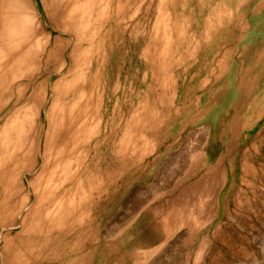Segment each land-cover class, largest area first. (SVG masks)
<instances>
[{
    "label": "rangeland",
    "instance_id": "374dc122",
    "mask_svg": "<svg viewBox=\"0 0 264 264\" xmlns=\"http://www.w3.org/2000/svg\"><path fill=\"white\" fill-rule=\"evenodd\" d=\"M90 1L81 0L86 9L82 8V11L90 23L98 18L95 21H99L93 23V26L105 35L103 44L106 48L101 45L102 54L98 52L95 55H100L97 56L100 57V62L104 59V64L99 69L98 89L90 94L87 88L91 84L88 82L89 85L81 86L82 89L78 91L85 95L86 100L92 101L89 103V112L87 110L89 119L86 118L91 136L89 140L83 135V139L88 142L84 141L85 144L83 142L84 145L78 147L81 151L77 149L75 154L79 152L82 159L87 155L83 168L86 167L85 171L88 172H82L88 177H84L90 178L95 171L92 180H89L93 185H90H100L105 190L107 179L101 180L95 175H100L101 178L108 175V170H104L105 164L112 156L109 148L114 146V163L118 168L115 167L117 174L114 177V189L111 198L107 200H104L106 198L102 190L103 203L95 205L92 200L76 203L80 204L81 213L73 216V221V217L64 221L59 226L60 229L42 227L35 234L18 237L20 219L28 208L21 209L19 205L14 208L7 204L9 191L3 176L12 168L15 157L30 146V136L35 139V147L31 146L30 154L31 157L35 154L37 160L34 175L39 173L43 137L48 129L45 114L53 98L52 85L63 75L50 77L44 88L46 95L42 106L26 107L25 101L14 104L20 93L24 92L26 83H30L29 76H32V86L36 89L48 76L47 73L38 72L41 58L36 42L33 41L42 40L51 29L40 0H0V25L2 23L3 30L10 26L4 32L0 27V39L3 40H0V52H7L6 56L1 57L6 61L3 60V64H0V144L4 143L0 145V206H3L0 211L7 213L4 217L0 212V259L4 242L9 240L10 245L16 247L15 254L18 252L14 264H264V147L259 145L260 140L264 139V114L260 115L252 129L244 131L238 137L240 139L235 141L237 148L230 146L229 154L227 150L233 104L238 102L244 105L247 100L244 96L248 92L250 100L257 101L263 95L260 90L264 89L261 84L264 81L260 80H264V73L259 74L258 67L264 63V0ZM86 2L93 6L88 4L87 7L90 5V8H87ZM93 2L97 3V7ZM6 18L8 24H5ZM102 18L104 21L100 20ZM22 20L23 24L28 22L25 27ZM14 24L17 28L24 27V32L15 26L12 28L11 25ZM36 31L39 33L35 34ZM8 32L10 35H7ZM31 34L35 37L37 35V38H33ZM52 34L53 37L58 36L57 33ZM4 40H9V43ZM20 42L23 47L19 46ZM161 42L165 44L162 45ZM26 49H31L30 53L28 50L26 54ZM18 75L20 79H17ZM82 78L83 76L72 79L69 76V82L66 80L59 85V92L78 84ZM30 92L29 90L26 96ZM73 97L55 103L54 120H59L56 117L61 110L67 113V104ZM262 107L264 108V102ZM143 112L149 116L143 115ZM249 116L251 115L247 113L246 118ZM147 122V129L150 128L148 130L145 127ZM14 136L15 139H12ZM196 137H202L200 140L204 141L196 140ZM120 144L128 149H125L127 153L123 152L125 156L129 155L126 160L124 154L122 153L123 157L120 154ZM37 147L42 149L41 153L33 151ZM195 148L198 150L197 154H194ZM137 150L140 152H136ZM12 151L14 152L11 153ZM252 152L255 154H251ZM182 155L187 158L184 159ZM126 161L132 164H128L130 167L124 170V165L128 166ZM117 163L123 166H118ZM242 163H246L244 170L241 168ZM93 165L97 166L94 167L95 170ZM186 166H190L189 169ZM216 169L221 171L217 172ZM185 170L188 174L184 173ZM210 170L213 171L212 177L217 178V173V179L220 177L219 181L216 179L217 182H213L212 191L203 187V182L200 186L197 181L202 180L201 176L204 178L208 175ZM209 175L206 176L207 180ZM29 178V175L24 178L27 190ZM89 182L87 181V187ZM194 183L206 189V192L203 193L202 188L203 192L200 188H194ZM205 183L207 186L208 182ZM191 188L193 190L190 192ZM182 192H187L184 195L191 199H186ZM33 203L34 196L31 195L30 204ZM140 203L142 206L138 207ZM169 208L176 209L177 214L170 212ZM154 209L156 210L153 211ZM165 209H169V212L165 213ZM157 211L158 216L155 215ZM170 214L176 218H170L172 221L169 219V222ZM7 258L9 259L8 255ZM34 259L40 260L32 263ZM0 264L5 263L0 260Z\"/></svg>",
    "mask_w": 264,
    "mask_h": 264
},
{
    "label": "bare ground",
    "instance_id": "6f19581e",
    "mask_svg": "<svg viewBox=\"0 0 264 264\" xmlns=\"http://www.w3.org/2000/svg\"><path fill=\"white\" fill-rule=\"evenodd\" d=\"M42 5H43V10H44V13L47 17V21H48V27L51 29V31L49 32V34L47 36H43V39L42 40H38V41H33V42H36L35 43V46L37 47L39 53H40V64H39V69H38V72L39 74H44V73H47L48 76L47 78H45L42 82H40V84L37 86V89L35 88V86L33 87L32 86V82L33 79H32V76H29V80H30V83H26L27 85L25 86L24 88V92L23 93H20V96H18L14 102V104H18L20 102H23L25 101V104H26V107L28 106H32V107H35V106H42L43 103H45V93H44V88L47 87V83H49V80H50V77L52 75H60L61 76L63 75V77L57 81V83H55L54 85H52V104L50 106V108L48 109V111L46 112L45 114V119H46V122H47V131L46 133L44 134V139H43V152H42V149L39 150V148L37 147V149L33 150L35 151V153H41L42 152V156H41V166H40V171L38 174H35L34 175V171H35V167L37 165V160H36V156L34 154V156L31 157V146H34L35 145V139L33 136H30L28 137L29 138V141L30 143L28 145V147H26L27 150H24L22 152H20L19 155H17V157H15V161H14V164L12 166V168H10V170L8 171L7 175L5 176V173H4V179H6L5 183L7 184V189L9 191V198H8V203L7 204H11L14 208L19 205L21 207V209L23 208H28L27 211H25L24 213V216L22 219H20V233L18 235V237L22 236V235H25V234H35L37 233V231H41L42 230V227H46L47 229H51V228H59V226L66 220H70L69 218H72L73 216H78L77 214L81 213V209H80V204H76V203H79L80 201H86V200H92L95 205L99 204V203H103L104 200H107L109 198H111V193L114 189V177H115V174H117V172L115 173V167H116V162L114 163V156L116 155V152H114V146H110V154L112 153V156H110L109 158V161H107V163L105 164V169L104 170H108V175H104L105 177H100L99 176H96L95 177H99L101 180L104 178L107 179L105 183V190L104 189H101L100 188V185H96L95 187L91 186L93 185L92 181L89 182V180H92V175L94 176V172L92 173L91 175V179L90 178H86L88 176H86L84 173L87 171H85V169L83 168L84 167V160L86 158V156H84V158L82 159L81 158V154H79V152L76 153L77 149H79L78 147L79 146H82L85 144V142H88V140L85 141V139H83V135L86 137V139H89L90 140V131L89 129L87 128H90L88 126H86V120L89 119L87 117L88 115V112H89V103L92 102L90 100H86L85 98V95H81L78 91L81 88V86H86V85H89L88 82H90V86L87 88V91H90V94L93 93V91L97 90L98 87H99V69L102 67V65L104 64V59L103 61L100 62V57L97 58V56H100V55H97L95 57L96 54L101 53L100 50L102 51L101 49V45H103L104 48L105 45L103 44L105 42V35L104 34H101V32H99V30L97 31V28L95 29V27L93 26V23H95V19L92 17V19H94V22L93 23H90L89 20L86 19L85 15H84V12L82 11L84 8L83 7V4L81 3V0H40ZM85 1H90V0H85ZM93 1V0H91ZM90 1V2H91ZM100 1V0H99ZM98 1V5L100 6V2ZM102 1V0H101ZM105 1V0H104ZM127 1V0H126ZM36 2V1H35ZM84 2V1H83ZM86 2V7L88 4L92 5V3H88ZM96 2V0L94 1ZM93 2V3H94ZM103 2V1H102ZM40 3V2H39ZM107 3V1H106ZM105 3V4H106ZM104 4V5H105ZM41 5V4H40ZM90 5L88 6L90 8ZM94 5L97 7V3ZM91 6V7H92ZM107 6V5H105ZM87 7V8H88ZM94 7V8H96ZM99 8V7H98ZM97 8V9H98ZM107 8V7H106ZM116 8V7H115ZM85 9V8H84ZM222 9V8H221ZM86 10V9H85ZM91 10V9H90ZM96 10V9H95ZM119 10V9H118ZM236 10V9H235ZM88 11L89 9L87 10L86 12V15H88ZM94 11V10H92ZM101 11V10H100ZM99 11V12H100ZM102 11L105 12L104 9H102ZM91 12V11H90ZM89 12V13H90ZM96 13L98 12L97 10L95 11ZM107 12V11H106ZM105 12V14H107ZM117 13V11L115 10V14ZM125 13V12H124ZM91 14V13H90ZM90 14H89V17H90ZM103 14V12H102ZM100 14V15H102ZM8 15V14H7ZM31 15V14H30ZM29 15V16H30ZM95 15V14H93ZM98 15V14H97ZM99 15V18L101 17ZM117 15V14H116ZM28 16V17H29ZM10 17V16H9ZM27 17V16H26ZM88 17V16H87ZM104 18V16H102ZM123 17V16H122ZM5 18V17H4ZM15 19V17H13ZM32 18V17H31ZM106 20L104 18V20ZM98 19V18H97ZM10 20V19H9ZM12 20V19H11ZM20 20V19H19ZM26 20V19H25ZM34 20V18L32 19ZM124 20V18H123ZM221 20V19H220ZM224 20V19H223ZM3 21V20H2ZM5 21V24L7 22V24L9 23L7 21V18L4 20ZM17 21V20H16ZM27 21H29V18L27 19ZM31 21V20H30ZM99 21V20H98ZM97 21V22H98ZM121 21V20H120ZM13 22V21H12ZM11 22V24H12ZM25 22V21H24ZM92 22V21H91ZM106 22V21H105ZM17 23V22H16ZM26 23V22H25ZM102 22L100 21V24ZM119 23V22H118ZM22 24H23V20H22ZM28 24V22L26 23ZM26 24H23L24 27ZM97 24V23H96ZM216 24V23H215ZM2 25V23H1ZM0 25V27H1ZM16 24L14 25H11L12 26H15ZM120 25V24H119ZM17 26H19V24H17ZM21 26V25H20ZM32 26V25H31ZM94 28H93V27ZM6 27V25H5ZM4 27V28H5ZM10 27V26H9ZM9 27L7 29H9ZM16 27V26H15ZM24 27H16L17 29H21L22 32H24L22 30V28ZM100 27V26H99ZM121 27V26H120ZM13 28V27H12ZM15 28V30H16ZM32 28V27H31ZM122 28V27H121ZM2 29V27H1ZM6 29V28H5ZM3 30L6 31V30ZM28 30V29H27ZM27 30H25L27 32ZM31 30V29H29ZM215 30V29H214ZM262 30V29H261ZM13 31V29H12ZM37 31H40V29ZM35 32V34L39 33V32ZM156 31V30H155ZM158 31V30H157ZM25 32V33H26ZM32 32V31H31ZM30 32V33H31ZM52 32H54L55 34L57 33L58 36H52ZM19 33V32H18ZM21 33V32H20ZM23 33V35L25 34ZM28 33V32H27ZM26 33V34H27ZM34 33V32H32ZM119 33V31H118ZM3 34V33H2ZM6 34V33H5ZM9 34V32L7 33V35ZM29 34V33H28ZM54 34V35H55ZM1 35V34H0ZM10 35V34H9ZM17 35V34H16ZM20 35V34H19ZM32 37L35 35L34 34H31ZM29 35V36H31ZM262 35V34H261ZM13 36V35H12ZM22 36V35H21ZM25 36V35H24ZM27 36V35H26ZM39 36V35H38ZM40 36H42L40 34ZM206 36V35H205ZM15 37V36H13ZM18 37V36H17ZM23 37V36H22ZM33 37V38H34ZM101 37V38H100ZM31 38V39H33ZM37 38V35L36 37ZM39 38V37H38ZM100 39L101 40V43H100ZM150 39V38H149ZM153 39V38H152ZM162 39V38H161ZM2 40V39H0ZM29 40V39H28ZM5 41V40H4ZM9 41V40H7ZM5 41V42H7ZM17 41V40H16ZM15 41V42H16ZM25 41L24 40V44H25ZM30 41V40H29ZM3 42V40H2ZM4 42V43H5ZM9 43V42H7ZM168 43V42H167ZM166 43V44H167ZM14 44V43H13ZM22 42H20V47H23L21 46ZM162 44V42L160 43ZM159 44V45H160ZM165 44V43H164ZM162 44V45H164ZM200 44V43H199ZM11 45V44H10ZM27 45V44H26ZM31 45V44H30ZM34 45V43H33ZM31 45V46H33ZM100 45V47H99ZM13 46V45H12ZM98 46V47H97ZM149 46V45H148ZM157 46V44H156ZM6 47V46H5ZM19 47V49H20ZM161 47V46H160ZM165 47V46H164ZM31 48V47H30ZM150 48H151V45H150ZM149 48V49H150ZM166 48H167V45H166ZM6 49H9L6 47ZM17 49V48H15ZM32 49V48H31ZM31 49H26L25 52L27 54V51L29 50V53L31 51ZM37 49H35L37 51ZM22 50V49H21ZM162 50L165 51V49L162 48ZM6 51V50H5ZM23 51V50H22ZM33 51V49H32ZM154 51V50H153ZM18 52V50H17ZM23 52V53H25ZM11 53V52H10ZM26 54H23V56H26ZM102 54V53H101ZM147 54V53H146ZM144 54V56L146 55ZM149 54V52H148ZM161 56H162V53H160ZM228 54V53H227ZM3 55H7V52L6 54L0 52V64H3L1 61L5 60L4 58H1ZM12 56V55H11ZM16 56V55H15ZM157 56V55H156ZM158 56H159V52H158ZM22 57V56H21ZM7 58V57H6ZM158 57H155V59H157ZM9 59V58H8ZM148 59V57H147ZM21 60V59H20ZM145 60V59H144ZM6 61V60H5ZM148 61V60H147ZM146 61V62H147ZM156 61V60H155ZM4 62V61H3ZM157 63V61L155 62ZM155 65V64H154ZM3 66V65H2ZM8 66V64H7ZM156 66V65H155ZM152 67V66H151ZM18 68V67H17ZM16 68V69H17ZM95 68V70H94ZM236 68V67H235ZM259 71L260 73L259 74H263L264 73V63L263 65H260L259 67ZM3 69V67H2ZM19 69V68H18ZM17 69V70H18ZM154 69V68H153ZM208 69V68H207ZM34 70V69H33ZM2 71V70H1ZM155 71V70H154ZM32 72V71H31ZM218 72V71H217ZM2 73V72H1ZM20 74V73H19ZM5 75H6V72H5ZM12 75V74H10ZM155 75V74H154ZM0 76H2V74H0ZM19 76V75H18ZM69 76H72V79L73 77L74 78H78L80 76H83V78L80 80H78V84H74L73 87H69L66 91L65 89H61V93L59 92L60 89L59 88V85L64 83ZM208 76V75H207ZM154 77V76H153ZM12 78V76L10 77ZM14 78V77H13ZM16 79V78H15ZM17 79H20V76L19 78L17 77ZM124 79V78H123ZM248 79V78H247ZM108 80V79H107ZM175 80V79H174ZM256 80V79H255ZM259 81V79H258ZM260 81H264V80H260ZM259 81V82H260ZM10 82V81H8ZM14 82V81H13ZM67 82H69L67 80ZM163 82V81H162ZM160 82V83H162ZM261 83V82H260ZM167 84V83H166ZM262 85H264V83L262 82L261 83ZM162 85V84H161ZM257 85V83H256ZM6 86V85H5ZM33 87V90L32 88ZM253 87V86H252ZM262 86H260L261 88ZM264 88V86H263ZM31 91L29 93V95L26 96V94H28V91ZM150 90V89H149ZM16 91V90H15ZM22 91V90H21ZM19 91V92H21ZM94 91V92H95ZM194 91V90H193ZM262 91L261 94L263 93V95L261 96V99H257V101L253 100V99H249V93H246V97L244 96L245 99H247L244 103V105H240V103L236 102L233 104V107H232V110H233V117L231 118V123L229 125V137H230V140H229V143H228V154H229V151H230V146H235L236 148L238 147L235 143V141H237L238 137L240 135H242V133L246 130H250L254 127V125L257 123L256 120H258V118L260 117L261 114H264V108L262 107V104L264 102V89L260 90ZM98 92V91H97ZM170 92V91H169ZM247 92V90H246ZM186 93V92H185ZM22 94V95H21ZM118 94V93H117ZM233 94V93H232ZM154 95V94H153ZM165 95V94H164ZM162 95V96H164ZM73 97V99L71 100V102L67 105H69V108H67V113L64 112V110H61V112L59 113V118L56 117V120H54V115H53V112L55 111V107L57 106L55 103L58 102L59 100L61 102L65 101V99H68L69 97ZM92 97V95H90ZM68 97V98H67ZM102 97V96H101ZM101 97H98L101 99ZM182 98V97H181ZM71 99V98H70ZM99 99V100H100ZM47 100V99H46ZM8 101V100H7ZM6 101V102H7ZM12 101V100H11ZM98 101V99H97ZM5 102V103H6ZM145 102V101H143ZM152 102V101H151ZM187 102V101H186ZM4 103V104H5ZM100 103V102H99ZM95 104V103H94ZM144 104V103H143ZM163 104V103H162ZM161 104V105H162ZM1 105V104H0ZM6 105V104H5ZM99 105V104H98ZM151 105V104H150ZM4 106V105H3ZM25 106V105H24ZM91 106V104H90ZM163 106V105H162ZM8 107V106H7ZM21 107V106H20ZM94 107V106H93ZM148 106H146L147 108ZM154 107V106H153ZM160 107V106H159ZM167 107V106H166ZM2 108V106L0 107ZM11 108V107H10ZM91 108V107H90ZM124 108V107H123ZM155 108V107H154ZM97 110V108H95ZM161 109V108H160ZM20 110V109H19ZM88 110V112H87ZM91 110V109H90ZM95 111V110H94ZM115 111V110H114ZM142 111V110H141ZM97 112V111H96ZM140 112V111H139ZM158 112V111H157ZM164 112V111H163ZM134 113V112H133ZM249 113L251 116H249V118H246V114ZM35 114V113H33ZM95 114V113H94ZM141 114V113H139ZM143 115L146 114V113H142ZM141 114V117L143 116ZM156 114V112H155ZM161 114V113H160ZM22 115V114H21ZM27 115V114H26ZM91 115V114H90ZM89 115V117H91ZM137 115V114H136ZM34 116V115H33ZM66 116V118L64 117ZM133 116V115H132ZM145 116H149V115H145ZM144 116V118H145ZM7 117V116H6ZM16 117V116H15ZM13 117V118H15ZM140 117V115H139ZM138 117V118H139ZM226 117V116H225ZM19 118V116L17 117V119ZM65 118V119H64ZM87 118V119H86ZM92 118V117H91ZM149 118V117H148ZM153 118V117H152ZM155 118V117H154ZM195 118V117H194ZM17 119H13V120H17ZM21 119V118H20ZM137 119V118H136ZM159 119V118H158ZM151 120V119H150ZM146 121V119H145ZM149 122V120H147ZM22 122V121H21ZM148 122L147 124H145V127L147 129V126H148ZM153 122V121H152ZM11 123V122H10ZM157 123V122H155ZM12 124V123H11ZM21 124V123H20ZM19 125V123H18ZM10 126V125H9ZM13 126V125H12ZM61 126V127H60ZM152 126V125H151ZM155 126V125H154ZM157 126V125H156ZM189 126V125H188ZM14 127V126H13ZM21 127V126H19ZM156 128V127H154ZM6 129V128H5ZM4 129V130H5ZM27 129V128H26ZM25 129V130H26ZM30 129V128H29ZM150 129V128H148ZM147 129V130H148ZM207 129V128H206ZM14 130H15V127H14ZM20 130V129H19ZM24 130V129H23ZM91 130V129H90ZM146 130V131H147ZM171 130V129H170ZM6 131V130H5ZM11 131V130H9ZM8 131V132H9ZM96 131V130H95ZM144 131H145V128H144ZM205 131V129H204ZM26 132V131H25ZM97 132V131H96ZM201 132V131H200ZM203 132V131H202ZM207 132V131H206ZM30 133V132H29ZM28 133V134H29ZM92 133V132H91ZM149 134V133H148ZM198 134V133H197ZM204 134V133H203ZM206 134V133H205ZM17 135V134H16ZM207 135V134H206ZM205 135V136H206ZM245 135V134H244ZM13 136V135H12ZM19 136V135H18ZM22 136V135H21ZM24 136V135H23ZM28 136V135H27ZM26 136V137H27ZM96 136V135H95ZM126 136V134H125ZM199 136V135H198ZM3 137V136H2ZM6 137V135H5ZM25 137V136H24ZM23 137V138H24ZM84 137V138H85ZM15 139V136L12 137V139ZM125 138V137H124ZM202 139L199 138L197 139L196 137V140H200ZM204 139V138H203ZM240 139V138H239ZM238 139V140H239ZM4 140V139H3ZM22 140V139H21ZM123 140V139H122ZM126 140V139H125ZM258 140V139H257ZM2 141V140H1ZM20 141V139H19ZM85 141V142H84ZM143 141V140H142ZM200 141H204V140H200ZM3 142V141H2ZM11 142V141H10ZM26 142V141H25ZM84 142V144H82ZM118 142V141H117ZM128 142V141H127ZM140 142V140H139ZM99 143V142H98ZM101 143V142H100ZM129 143V142H128ZM143 143V142H142ZM200 143V142H199ZM24 144V143H23ZM23 144L21 146H23ZM26 144V143H25ZM82 144V145H81ZM102 144V143H101ZM112 144V143H111ZM125 144V143H124ZM146 144V143H145ZM0 145H4L3 144H0ZM13 145V144H12ZM11 145V147H12ZM121 147H120V154L121 156L124 154L123 152H126V150H128L127 148H123L122 144H120ZM128 145V144H126ZM137 145V144H135ZM259 145L263 146L264 147V139L263 140H260L259 142ZM7 146V145H6ZM18 146V145H17ZM117 146V145H116ZM115 146V147H116ZM132 146V145H131ZM147 146V145H145ZM5 147V146H4ZM3 147V148H4ZM20 148V146H18ZM30 147V148H29ZM35 147V146H34ZM85 147V146H84ZM109 147V146H107ZM118 147V146H117ZM135 148L137 146H134ZM197 147V146H196ZM1 150H2V147H0ZM14 148V147H13ZM18 148V149H19ZM81 148V147H80ZM83 148V147H82ZM104 148V147H103ZM132 148V147H131ZM134 148V149H135ZM142 148V147H141ZM144 148V147H143ZM148 148V147H147ZM146 148V149H147ZM6 149V148H5ZM17 149V148H16ZM17 149V150H18ZM22 149V148H20ZM19 149V151H20ZM33 149V148H32ZM145 149V150H146ZM250 149V148H249ZM0 150V151H1ZM15 150V148H14ZM80 150V149H79ZM118 150V149H117ZM140 150V149H139ZM197 148L194 149L195 153L194 154H197ZM4 151V150H3ZM16 151V150H15ZM81 151V150H80ZM193 151V152H194ZM2 152V151H1ZM7 152V151H6ZM14 151H12L11 153H13ZM18 152V151H17ZM132 152V151H131ZM130 152V153H131ZM136 152H140V151H136ZM192 152V151H191ZM10 153V154H11ZM82 153V152H81ZM123 153V154H122ZM133 153V152H132ZM131 153V154H132ZM135 153V152H134ZM8 154V153H7ZM29 154V156H27ZM143 154V153H142ZM181 154V153H180ZM189 154V153H188ZM191 154V153H190ZM189 156H193L190 155ZM251 154H255V153H251ZM118 156V155H117ZM120 156V157H121ZM127 156V155H126ZM125 154H124V159L126 158ZM181 156V155H180ZM179 156V157H180ZM14 157V156H13ZM123 157V156H122ZM129 157V155L127 156ZM146 157V155H145ZM182 157L184 158V156L182 155ZM256 157V156H255ZM138 158H141L138 156ZM187 158V157H185ZM184 158V159H185ZM13 159V158H12ZM11 159V161H12ZM118 159V158H116ZM121 159V158H120ZM119 159V160H120ZM142 159V158H141ZM228 159V158H227ZM244 159V158H243ZM123 160V158L121 159ZM126 160V159H125ZM139 160V159H138ZM4 161V160H3ZM118 161V160H117ZM130 161V159H129ZM185 161V160H184ZM187 161V160H186ZM189 161V160H188ZM10 162V161H9ZM98 162V161H97ZM119 162V161H118ZM122 163V161H120ZM128 161H126L127 163ZM171 162V161H169ZM181 162V161H180ZM84 163V164H83ZM92 163V162H91ZM125 163V164H126ZM186 163V162H184ZM8 164V163H7ZM6 164V166H7ZM96 164V163H95ZM99 164V163H98ZM118 166L120 165L119 163H117ZM129 163H127L128 165ZM132 164V163H130ZM129 164V165H130ZM135 164V163H134ZM168 164V163H167ZM189 164V162H188ZM190 164H192L190 162ZM195 164V163H194ZM193 164V165H194ZM0 165L1 162H0ZM122 165V164H121ZM120 165V166H121ZM123 165H124V162H123ZM122 165V166H123ZM126 166L124 165V170H126L125 168H129L130 166ZM219 165V164H218ZM96 166V165H95ZM93 165V168L95 167ZM101 166V164L99 165ZM183 166L182 165V170H183ZM192 166V165H190ZM189 166V167H190ZM196 166V165H194ZM246 166V163L245 164H241V168L244 170V167ZM248 166V165H247ZM254 166V165H253ZM89 167V166H88ZM97 167V166H96ZM187 167V166H186ZM189 167H187L189 169ZM200 167V166H199ZM250 167V166H248ZM102 168V167H101ZM117 168V167H116ZM120 168V167H119ZM127 168V169H128ZM186 168V169H187ZM195 168V167H193ZM218 168V167H217ZM221 168V167H220ZM255 167H253L252 169L254 170ZM4 169V168H3ZM91 170V168H89ZM96 168H94L93 170H95ZM118 169V168H117ZM121 169V168H120ZM119 169V171H120ZM167 169V168H165ZM164 169V170H165ZM185 169V168H184ZM191 169V168H190ZM222 169V168H221ZM251 169V168H250ZM249 169V170H250ZM82 170H84L85 172H82ZM100 170V169H99ZM122 170V169H121ZM218 170V169H216ZM3 171V170H2ZM6 171V170H5ZM118 171V170H117ZM123 171V170H122ZM120 171V173L122 172ZM187 170L184 171V173H186ZM189 171V170H188ZM196 171V169H195ZM221 170H218L217 172H219ZM252 171V170H251ZM88 172V171H87ZM90 172V171H89ZM98 172V171H97ZM161 172V171H160ZM166 172V171H164ZM180 172V171H179ZM191 172V170H190ZM206 172V171H205ZM210 172V173H208ZM208 175L209 177L212 175L213 171H208ZM216 172V171H215ZM243 172V171H242ZM254 172V171H253ZM252 172V173H253ZM105 173V172H104ZM103 173V174H104ZM167 173V172H166ZM169 173V172H168ZM178 173V172H177ZM251 173V175H252ZM3 174V173H2ZM97 174V173H96ZM101 174V172H100ZM106 174V173H105ZM122 174V173H121ZM161 174V173H160ZM164 174V173H162ZM188 174V173H186ZM185 174V175H186ZM197 174V173H196ZM218 174V173H217ZM216 174L217 178H218V175ZM246 174V173H245ZM1 175V174H0ZM29 175L30 178L27 180V186H28V190L26 189V186L24 184V178ZM88 175V174H87ZM90 175V174H89ZM191 175V174H190ZM202 175V174H200ZM206 175V174H205ZM206 175V176H208ZM215 175V173L213 174ZM254 175V173H253ZM252 175V176H253ZM86 176V177H84ZM103 176V175H101ZM109 176V177H108ZM167 176V175H166ZM184 176V174H183ZM205 176V177H206ZM247 176V175H246ZM2 177V176H1ZM108 177V178H106ZM204 177V178H205ZM208 177V180H207V177L204 179L202 178L201 176V179L203 180H197L201 183L198 182V184L202 185V182L203 184L205 185H202L203 187H206V189L209 191L211 190V188L214 190V183L217 182V180L219 181V179L215 178V177H210L209 179ZM192 178V177H191ZM190 178V179H191ZM212 178H214L215 180H213ZM255 178V177H253ZM183 179V178H182ZM186 179V178H185ZM3 180V179H1ZM97 180V179H96ZM99 180V179H98ZM205 180V181H204ZM87 181L89 182V185L91 183V187L89 188V185L88 187L86 186L87 185ZM94 181V179H93ZM188 181V180H186ZM195 181V180H194ZM101 182V181H99ZM98 182V184H100ZM104 182V181H103ZM164 182V181H163ZM184 182V181H182ZM196 182V181H195ZM205 182H208L207 186H206V183ZM214 182V183H213ZM4 183V182H3ZM95 183V182H94ZM191 183V182H190ZM189 183V184H190ZM102 184V182H101ZM197 184V185H198ZM192 186H194V188H197V190L200 188L197 187V185L194 183L191 184ZM99 186V187H98ZM187 186V185H186ZM217 186V183L215 185V187ZM220 186V185H219ZM6 187V186H4ZM190 187V186H188ZM89 188V189H88ZM187 188V187H186ZM185 188V189H186ZM193 188V187H192ZM190 190V192L194 189ZM202 188V187H201ZM201 188L199 190H201ZM206 189H203L205 193L206 192ZM4 190H6V188H4ZM102 190H104L102 192ZM188 190V188H187ZM156 192V190H153ZM183 191V190H182ZM186 191V190H184ZM194 191H196V189H194ZM207 191V192H208ZM212 191V190H211ZM23 192H26V194H24ZM105 195V198L104 200H101L102 198V193ZM189 192V191H187ZM186 192V193H187ZM184 193V194H186ZM183 194V192L181 193ZM183 194V195H184ZM4 195V194H2ZM34 196V203L33 204H30V196ZM187 195V194H186ZM184 195V196H186ZM189 195V194H188ZM193 195V194H192ZM191 196V195H189ZM194 196V195H193ZM154 197V196H153ZM180 197V196H179ZM92 198V199H91ZM135 198V197H133ZM138 198V197H137ZM152 198V197H151ZM182 198V196L180 197ZM189 198V197H188ZM187 196H186V199H188ZM7 199V198H6ZM153 199V198H152ZM185 199V197H184ZM191 199V198H189ZM144 200H147V199H144ZM157 200V199H156ZM5 201V200H3ZM141 201V200H139ZM169 201V200H168ZM171 201V200H170ZM7 202V201H5ZM150 202V201H149ZM173 202V201H172ZM171 202V204H172ZM144 203V202H143ZM142 203V204H143ZM167 203V202H166ZM4 205V202L2 203ZM75 204H76V207H75ZM6 205V204H5ZM160 205V204H159ZM181 205V204H180ZM2 206V205H1ZM0 206V207H1ZM78 206V207H77ZM84 206V205H83ZM138 207H141V203L137 205ZM145 206V205H144ZM156 206V205H155ZM3 207V206H2ZM101 207V206H100ZM127 207V206H126ZM137 207V208H138ZM172 207H174L172 205ZM178 207V205H177ZM176 207V208H177ZM182 208V206H180ZM179 207V208H180ZM13 208V209H14ZM146 208V207H145ZM161 208L162 205H161ZM78 209V210H77ZM135 209V208H134ZM170 209V208H169ZM169 209H165V213L169 210ZM9 210V209H8ZM156 209H154L153 211H155ZM158 210H159V207H158ZM174 210V208L172 209ZM171 209L169 210L170 212L174 213V214H177L176 213V209L174 211H172ZM181 210V209H179ZM16 211V209H15ZM168 211V212H169ZM1 213H3L2 215H4V217L7 215V213L5 211H0ZM12 212V211H11ZM19 212V211H18ZM128 212V211H127ZM134 212V211H133ZM136 212V211H135ZM162 212V211H161ZM160 212V213H161ZM177 212L178 209H177ZM13 213V212H12ZM11 213L12 215V218L13 217V214ZM158 211L155 213V215L158 216ZM171 213V214H172ZM10 213H8L9 215ZM132 214V213H131ZM153 214V213H152ZM169 214V213H168ZM170 214V215H171ZM1 215V216H2ZM16 215H19L16 214ZM15 215V216H16ZM176 216V215H175ZM21 217V216H20ZM80 217V216H79ZM168 217V215H167ZM165 216V219L167 218ZM176 218L174 217V215H171L168 220L170 218ZM3 218V217H2ZM82 218V217H80ZM163 218V217H162ZM172 218V220H173ZM9 219H11L9 217ZM74 217L72 218V221H73ZM3 220V219H2ZM8 220V218L6 219ZM12 220V219H11ZM10 220V222H12ZM168 220L166 219V222L168 223ZM171 220V219H170ZM169 220V222H170ZM171 220V221H172ZM2 222V221H1ZM8 222V221H6ZM9 222V223H10ZM165 222V221H164ZM4 223V221H3ZM167 223H164L165 225H167ZM1 225V224H0ZM64 225V224H63ZM5 227V225H4ZM61 227V226H60ZM60 229V228H59ZM113 231V230H112ZM61 232V231H60ZM63 233V231H62ZM2 235V234H1ZM6 238H9V237H6ZM22 239V238H21ZM25 239V238H24ZM3 242V241H2ZM42 242V241H41ZM93 242V241H92ZM11 243V241H10ZM9 243V240L5 241L4 242V245L2 247V256H1V261H3L5 264H14L15 263V255L18 253L15 254V251H16V247L15 245H10ZM20 244V243H19ZM91 244V243H90ZM22 245V244H21ZM24 246V245H23ZM32 246V244H31ZM30 246V247H31ZM27 247V246H26ZM105 249V248H104ZM18 251V250H17ZM27 252V251H26ZM20 254V253H19ZM7 255L9 256V259L7 258ZM80 255V254H79ZM20 257V256H18ZM17 258V257H16ZM21 258V257H20ZM7 259V261H6ZM18 260V259H16ZM40 260V259H39ZM37 259H34V260H30L32 263H38ZM81 260V259H80ZM11 261V262H10ZM47 263V262H46ZM84 264V263H83Z\"/></svg>",
    "mask_w": 264,
    "mask_h": 264
}]
</instances>
